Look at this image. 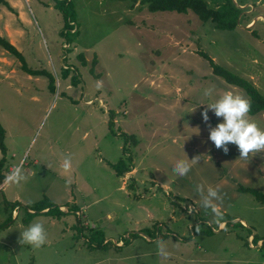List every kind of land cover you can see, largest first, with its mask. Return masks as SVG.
<instances>
[{
	"label": "rangeland",
	"instance_id": "obj_1",
	"mask_svg": "<svg viewBox=\"0 0 264 264\" xmlns=\"http://www.w3.org/2000/svg\"><path fill=\"white\" fill-rule=\"evenodd\" d=\"M57 1L4 0L6 5H0V35L20 52L27 70L40 73L29 75L0 47L6 147L0 159L7 162L0 183L10 173L8 166L21 165L25 185L39 183L40 192H50V181L63 184L73 177L70 171L59 173L65 158L74 175L82 164L81 182L68 185L66 193L56 189L68 212L33 211L26 224L25 206L14 209L21 211L17 221L11 219L0 191V264H264V244L256 247L253 241L250 248L247 241L254 235L264 240V210L250 193L238 190L264 194V152L241 159L234 144H228L227 153L217 149L209 127L223 119L212 110L208 122L201 115L226 91L249 97L215 76L200 55L264 97V0H231L241 10L233 31L217 30L191 11L148 12L142 0H67L66 20ZM203 1L211 9L225 3ZM207 88H213L211 96L204 95ZM85 92V99L102 98L107 109H92L91 117L80 111ZM247 118L264 129L263 113ZM79 127L90 130L92 143L84 141ZM110 134L126 160L135 148L130 156L134 173L118 175L106 162L114 144ZM195 156L200 159L187 175L174 173L177 160L191 164ZM35 158L53 172L41 168L29 176L39 168ZM123 178L126 185L119 189ZM198 185L205 193L208 186L219 188L220 218L202 206ZM221 222L224 227L218 228ZM32 223L45 228L40 248L19 243ZM157 242L168 251L166 260L157 254Z\"/></svg>",
	"mask_w": 264,
	"mask_h": 264
},
{
	"label": "clouds",
	"instance_id": "obj_2",
	"mask_svg": "<svg viewBox=\"0 0 264 264\" xmlns=\"http://www.w3.org/2000/svg\"><path fill=\"white\" fill-rule=\"evenodd\" d=\"M213 88L204 90L205 96H211ZM201 113L205 122L209 121L208 111L212 110L216 117L222 118L223 122L215 127H209V139L217 149H222L225 153L229 151L228 144L238 147L239 158L247 159L250 153L264 152V129L250 121L248 113L250 111V101L244 96L231 91L224 92L218 99L210 104ZM200 156L192 158L191 164L188 160H177L173 166V171L178 176H185L191 170V166L198 163ZM65 171L71 167L69 158H65L62 165ZM26 179L21 165L14 167L6 177V183H20ZM196 191L201 196L202 206L211 209L216 218L222 216L220 204L223 197L220 195L218 187L208 186L206 193L203 185H198ZM46 232L43 224L32 223L22 233H20V244H28L33 248H40L46 243ZM158 255L163 259L169 257V253L161 242H157Z\"/></svg>",
	"mask_w": 264,
	"mask_h": 264
},
{
	"label": "trees",
	"instance_id": "obj_3",
	"mask_svg": "<svg viewBox=\"0 0 264 264\" xmlns=\"http://www.w3.org/2000/svg\"><path fill=\"white\" fill-rule=\"evenodd\" d=\"M67 0H59L57 1L59 10L63 13L65 19L67 20L66 16V9L63 6L64 3H66ZM123 1V0H121ZM141 5H146V9L148 12L156 13V12H176L179 14H186L188 11H191L194 13L199 20L202 22L210 21L214 24L215 29L221 30V31H233L236 29L238 25V19L241 14V10L234 6L231 0H225V3L223 5L222 9H211L208 7V5L203 0H142ZM0 5H6L4 0H0ZM76 33V32H74ZM0 47L6 51L7 53L14 56L21 64L22 69L26 71L29 75H39V72H33L30 70H27L24 59L20 52L16 50V48L9 42V40L6 37L0 36ZM200 55L208 60L210 67L212 68V73L215 76H218L222 78L226 83L229 85H233L236 87L241 88L244 90V92L248 95L249 101H250V111L249 115H256L259 113L264 114V97L257 91V89L247 82L246 80L240 78L239 76L225 70L224 68L216 65L213 60H211L209 57H207L204 54ZM82 63L84 64V59L82 56H78ZM52 81V79H51ZM51 90L54 89V86L51 82L50 87ZM5 140V131L2 128L0 124V152L3 154V156L6 154V148L4 145ZM129 164H126L125 161L122 159L116 164L110 165L118 175L123 174L125 172L131 171V159L128 157ZM126 160V161H127ZM5 160L4 158L0 159V178H2L1 171L4 167ZM240 192H248L250 193L254 199L260 203L261 205H264V194L257 192L255 190L249 189V188H238ZM47 202V203H46ZM19 207L18 203L10 204V208L12 211ZM52 204L45 198V200H41L33 205L25 206L26 214L29 218H31L35 214H29L27 213V210L31 211H44L46 209H49L45 214L51 215L52 212L55 210L58 214H63L58 208L52 209ZM24 223H27L24 221ZM261 238H259L257 235H254L253 241L257 243ZM108 242L104 243V245H107Z\"/></svg>",
	"mask_w": 264,
	"mask_h": 264
},
{
	"label": "crops",
	"instance_id": "obj_4",
	"mask_svg": "<svg viewBox=\"0 0 264 264\" xmlns=\"http://www.w3.org/2000/svg\"><path fill=\"white\" fill-rule=\"evenodd\" d=\"M1 36V35H0ZM7 38V37H6ZM8 39V38H7ZM14 70H12V72H13ZM30 77V76H29ZM99 84V83H98ZM87 96V93L85 92L84 93V95H83V99H82V103H79V105L82 107L81 109H80V111H82V109L84 110V111H87V115L89 116V117H91L92 116V109H95V108H97V109H107V105H105L106 103L103 101V99L102 98H100V97H96V96H98V95H96L95 97H89V99H85V97ZM96 100H98V102L100 101L101 102V106H98L96 103H93L94 101H96ZM77 106V105H76ZM103 106V107H102ZM87 109V110H86ZM83 111V112H84ZM95 111H97V110H95ZM85 113V112H84ZM95 113V112H94ZM125 113V112H124ZM109 116H111L110 114H109ZM111 119L113 120V122H115V124L117 123V121H116V119L115 118H113V116H111ZM100 125H101V127L102 128H105V125H106V123H105V121L103 120V119H101L100 118ZM4 129V128H3ZM78 131H79V133L82 135V137H83V139H84V141H87L88 143H90L92 140H90L89 139V137H90V135H91V132H90V130L89 131H87V132H85V131H83V128H78L77 129ZM118 133H120V132H117V134ZM104 135H107V132L106 131H104ZM107 137H111L112 138V140H111V142L112 143H114L108 150H107V152H106V155H105V160H106V162H108V160H109V162L111 163V164H114L115 162L116 163H118L120 160H124L125 161V163L126 164H128V162L126 161V158H125V152L123 151V149L121 148V144H120V142L118 141V140H115L116 138L115 137H113L111 134H110V136H107ZM92 143V142H91ZM6 148V147H5ZM94 149H95V145H94ZM134 147L132 148V150H131V152H130V154L129 153H127V155L130 157L131 155H133V153H134ZM122 155V156H121ZM109 158V159H108ZM119 160V161H118ZM134 158H133V160H132V162H131V171L130 172H132V173H134L135 172V170H136V165H134ZM108 162V163H109ZM40 162H39V159L38 158H35L34 160H33V165H34V167L35 168H37V167H39V168H37L36 169V172H31L30 171V174H29V176H31V175H33V173H37V172H39L40 171V169L41 168H43V171L45 170V171H48L49 173L50 172H53L51 169H49L48 167H44V165H42L41 164V166H40ZM6 165H7V162H6ZM6 165H5V163H4V166L6 167ZM60 165H63V163H61ZM82 164H80L79 165V168H78V172H77V174H75L74 175V171H75V168H74V166L73 165H71V167H70V169L68 170V171H70V173H68V175L69 174H71V173H73V177H72V179H70V181H64L63 182V184H58V183H56V182H51L50 181V186H49V188H50V192L48 191V189H46V191H44V192H40V188H39V183H37V184H35L34 186H29V185H25V184H27L28 183V181L27 180H23V181H21L20 183H18V184H15V183H4V184H1L0 183V191H1V194H2V202L5 204V206H7V207H9L10 208V204H13V203H18V205H19V207H22V205L23 206H26L27 204H30V203H32V204H35V203H37V202H39L40 200H41V198H46L48 201H50L53 205H59L58 207H59V209H60V211L62 212V211H64V212H68L69 211V207L68 206H66L65 205V203H63V201H58L59 199H58V196H57V194H56V189L57 188H59L60 189V187H63V190H64V192L66 193V191H68V185H72V186H77V184L78 183H80L81 182V178H80V176L78 175L79 174V172H81L80 171V169H83V166H81ZM5 167H3V168H5ZM14 167H10V166H8V169L11 171L12 169H13ZM58 169V168H57ZM59 172V171H58ZM65 172H67V171H65V170H62L61 169V171L59 172L60 174H65ZM130 172H125V173H123V175H124V177L126 176V174L127 173H130ZM2 174H3V176H4V173L2 172ZM124 180H123V182L120 184V187H119V189H122L126 184H125V178H123ZM79 188H80V190H84L85 189V186H84V188H82L81 186H79ZM118 188V187H117ZM36 190L37 191V195H30V193L27 191V190ZM116 189V188H115ZM25 191H27V193H28V195L26 194V192ZM32 196H34V197H32ZM259 206L261 207V209H263L264 210V206L263 205H261L260 203H259ZM12 210V209H11ZM48 211V209H46V210H44L43 211V213H45V212H47ZM12 212V214H11V219H13L14 220V218H15V221H17L18 220V218L20 217V215H21V211H19V209L17 210V211H11ZM31 212V213H30ZM27 213H29V214H32L33 213V211H29L28 210V212ZM63 213V212H62ZM44 215H47V214H44ZM33 217L34 216H32L31 218H29L28 216H27V218H29V220H27V221H25V220H22V222L24 223V221L25 222H27V223H31L32 222V220H33ZM244 221V220H243ZM244 223V222H243ZM24 224H26V223H24ZM223 224H224V222H221L220 224H219V227L218 228H222V227H224L223 226ZM19 227V226H18ZM9 229V228H8ZM253 234V233H252ZM250 236H252V235H250ZM247 240H248V238H247ZM264 240H262V239H260L258 242H257V245H256V247H260V246H263V244H264V242H263ZM263 243V244H262ZM118 245H121V242H119L118 243ZM255 246V245H254Z\"/></svg>",
	"mask_w": 264,
	"mask_h": 264
},
{
	"label": "built area",
	"instance_id": "obj_5",
	"mask_svg": "<svg viewBox=\"0 0 264 264\" xmlns=\"http://www.w3.org/2000/svg\"><path fill=\"white\" fill-rule=\"evenodd\" d=\"M68 23L69 24H71V25H73V26H75V24H74V22H71L70 20L68 21ZM73 26H71V27H73ZM72 30V29H71ZM250 239V238H249ZM248 241V246L250 247V248H253L254 247V244H253V239H252V237H251V240L249 241V240H247Z\"/></svg>",
	"mask_w": 264,
	"mask_h": 264
},
{
	"label": "water",
	"instance_id": "obj_6",
	"mask_svg": "<svg viewBox=\"0 0 264 264\" xmlns=\"http://www.w3.org/2000/svg\"><path fill=\"white\" fill-rule=\"evenodd\" d=\"M253 234H255V232L253 231Z\"/></svg>",
	"mask_w": 264,
	"mask_h": 264
}]
</instances>
